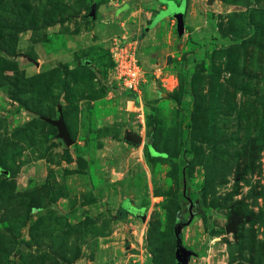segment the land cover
I'll return each instance as SVG.
<instances>
[{
    "label": "rangeland",
    "instance_id": "1",
    "mask_svg": "<svg viewBox=\"0 0 264 264\" xmlns=\"http://www.w3.org/2000/svg\"><path fill=\"white\" fill-rule=\"evenodd\" d=\"M153 1L0 0V264H264V0H188L183 35Z\"/></svg>",
    "mask_w": 264,
    "mask_h": 264
},
{
    "label": "built area",
    "instance_id": "2",
    "mask_svg": "<svg viewBox=\"0 0 264 264\" xmlns=\"http://www.w3.org/2000/svg\"><path fill=\"white\" fill-rule=\"evenodd\" d=\"M138 42L136 39L123 37L117 40L112 49L114 76L126 95H134L133 105L141 122L145 120L140 100V89L144 84V73L138 60ZM131 99V98H130Z\"/></svg>",
    "mask_w": 264,
    "mask_h": 264
},
{
    "label": "water",
    "instance_id": "3",
    "mask_svg": "<svg viewBox=\"0 0 264 264\" xmlns=\"http://www.w3.org/2000/svg\"><path fill=\"white\" fill-rule=\"evenodd\" d=\"M177 29H178V34L183 35V33L185 32V23H184L183 19L178 20ZM50 122L54 127L57 128L58 138L62 139L67 145H69V146L72 145L73 140L70 136V133L67 129V126H66V123H65L63 117L61 116L59 118V120H57V121L52 120ZM125 139L128 143H131V144L136 145V146H139L143 143V138L140 137L139 135L135 134V133L127 134ZM230 214H231V216L229 218V221H228V224H227L225 230H226L227 234H232L234 237H236L238 234V231H239V227L243 223H245L247 219L244 216L237 215L233 210H230ZM143 219H145V217ZM187 261H188L187 260V252L185 251L183 264H187Z\"/></svg>",
    "mask_w": 264,
    "mask_h": 264
},
{
    "label": "crops",
    "instance_id": "4",
    "mask_svg": "<svg viewBox=\"0 0 264 264\" xmlns=\"http://www.w3.org/2000/svg\"><path fill=\"white\" fill-rule=\"evenodd\" d=\"M184 0H157L153 1V5H151L149 12L147 13V22L149 21L150 25L154 23V20L157 18L156 15L163 13L159 20L154 25H159L160 23L165 22H173L177 23L179 19L185 20L188 19V15L190 14L192 7L189 4L188 0H185V9L184 12L181 13V17H178V14L170 13V8H182ZM151 25V26H154Z\"/></svg>",
    "mask_w": 264,
    "mask_h": 264
},
{
    "label": "trees",
    "instance_id": "5",
    "mask_svg": "<svg viewBox=\"0 0 264 264\" xmlns=\"http://www.w3.org/2000/svg\"><path fill=\"white\" fill-rule=\"evenodd\" d=\"M130 96H132L133 98H134V95H130ZM151 152L154 154H157V152H154L153 150H151ZM165 155V154H164ZM140 211H142V210H140V209H137V208H135V207H132L131 205H130V203H123L122 205H121V207H119V209H118V211H117V214H116V217H114L113 219L114 220H119V221H122V220H125L126 218H127V216L128 215H132V216H134V217H136V218H138L139 217V215H140ZM178 230H179V228L176 226L175 227V242H176V244L180 247V246H182V242H181V239H180V237L178 236ZM239 232V231H238ZM237 236H238V234H237ZM237 236L236 237H234L235 239L237 238Z\"/></svg>",
    "mask_w": 264,
    "mask_h": 264
}]
</instances>
